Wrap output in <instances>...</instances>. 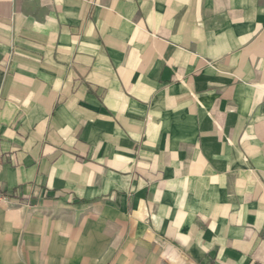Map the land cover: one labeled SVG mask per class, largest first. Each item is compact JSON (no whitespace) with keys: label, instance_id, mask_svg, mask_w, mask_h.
I'll use <instances>...</instances> for the list:
<instances>
[{"label":"crops","instance_id":"0c3cea01","mask_svg":"<svg viewBox=\"0 0 264 264\" xmlns=\"http://www.w3.org/2000/svg\"><path fill=\"white\" fill-rule=\"evenodd\" d=\"M0 264H264V0H0Z\"/></svg>","mask_w":264,"mask_h":264},{"label":"built area","instance_id":"2783aa9c","mask_svg":"<svg viewBox=\"0 0 264 264\" xmlns=\"http://www.w3.org/2000/svg\"><path fill=\"white\" fill-rule=\"evenodd\" d=\"M3 197H4V196L0 193V201L3 199Z\"/></svg>","mask_w":264,"mask_h":264}]
</instances>
